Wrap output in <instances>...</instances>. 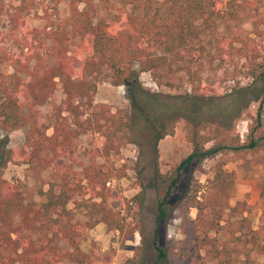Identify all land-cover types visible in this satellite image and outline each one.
<instances>
[{"label":"rangeland","instance_id":"374dc122","mask_svg":"<svg viewBox=\"0 0 264 264\" xmlns=\"http://www.w3.org/2000/svg\"><path fill=\"white\" fill-rule=\"evenodd\" d=\"M93 2L95 19L109 21L122 8L120 0ZM230 2L238 7L237 15L229 16L219 10L217 18L210 14L208 29L198 27V40L190 42L191 50L183 51L186 58L182 61L188 66L174 70V86L157 85L148 72H141L138 76L141 91L136 99L139 104L145 101L147 104L140 108L131 104L130 92L124 84L110 82L109 71L104 66L96 84L93 106L82 108L78 118L86 117L90 110L96 111L98 105L105 104L108 112L115 113L108 115L107 130L79 134L65 154L57 156L50 167L41 171L14 163H7L2 169V177L16 183L25 200L40 202L46 199L49 187L57 189L56 170L68 172L69 183H79L82 190L88 191L81 167L90 157L102 166H123L124 176L105 183L109 191L106 205L118 211L123 225L121 232L109 229L100 220L93 202L99 198H90L89 191L74 194L66 203L75 220L93 223L91 227L84 226L85 235L78 245L94 261L123 264L126 258L133 257L138 264H215L211 252L225 245L230 263L244 264L242 254L235 251V240L230 232L239 233L236 220L241 216L247 217L251 229H256L264 217L261 196L264 190V0ZM222 5V2L215 3L218 9H222ZM67 14V0H0V52L22 54V44L18 41L22 30L49 29ZM239 40L245 41L248 48ZM44 42L50 44L48 39ZM41 51L50 64L52 57L46 49ZM11 71L8 61L0 62V76L5 82ZM201 86L206 89L204 96L200 94ZM62 97L58 84L50 98L37 106L38 119L47 127L48 134L53 123L52 108ZM193 97H202L204 99L198 102H205L194 122L182 116V105L187 106L188 115H192L190 100ZM259 104L262 106L257 116ZM25 129V126L10 131L0 129V139L8 147H20ZM158 132L163 135L154 142ZM191 136L204 147L213 144L234 147L248 145L250 141L255 145L228 149L204 158L198 166L194 163L186 167L183 181L181 179L165 206L167 216L157 227V242L166 256L156 260L152 244L156 203L168 183L161 177L174 176L176 165L191 151ZM217 166L231 173L232 187L213 208L209 198L223 196L207 182ZM195 187L199 189L196 199L202 206L199 212L190 206ZM140 189L143 190L141 205L137 207L134 201H129L128 207L125 206L123 198L132 197ZM236 203H241L239 207L246 210L238 214L232 211ZM220 204L224 209L219 225L211 226L210 221L217 216L214 210ZM237 249L243 251L241 245ZM248 253L251 264H264V243L253 246Z\"/></svg>","mask_w":264,"mask_h":264},{"label":"trees","instance_id":"16d2710c","mask_svg":"<svg viewBox=\"0 0 264 264\" xmlns=\"http://www.w3.org/2000/svg\"><path fill=\"white\" fill-rule=\"evenodd\" d=\"M120 2L122 8L106 21L103 18L95 19L93 0H67L68 14L59 24L49 29L29 27L19 31L18 41L22 44V54L9 51L3 55L0 52V62L5 60L12 65L8 82L0 76V129L10 131L20 126L26 127L20 147H8L0 139V264H110L104 260L94 261L90 254L79 247L78 243L85 235L84 226L91 227L93 223L75 220L66 203L74 194L89 191L90 198H99V201L93 202L100 220L109 229L121 232L123 225L118 211L106 205L109 191L105 183L124 176L123 166H102L90 157L81 167L88 191L82 190L79 183H69L68 172L56 170L55 174L59 179L57 189L49 187L46 199L40 202L25 200L17 184L2 177V169L7 163H14L41 171L50 167L57 156L65 154L79 134L88 130L94 133L107 130L106 124L110 121L108 115L115 113L108 112L105 104L98 105L96 111L90 110L86 117L78 118L82 108L93 106L96 84L104 66L109 71L110 82L113 85L124 84L130 92L131 104L142 108L147 102H140L142 105L137 103L136 97L141 91L139 74L148 72L157 85L174 86V70L176 67L188 66L182 61L186 58L183 51L191 50L193 45L190 42L198 40V27L208 29L210 14L217 18L220 16L219 10L229 16H236L239 10L230 0ZM216 2H222V9L215 7ZM80 3L83 4L82 7H78ZM196 20H200L199 23ZM45 39L50 40L49 45H45ZM239 41L248 48L245 41ZM154 43L155 47L150 48ZM41 49H46L47 54L52 57L50 64L46 63V56ZM253 56L255 57L254 53ZM58 84L63 97L52 108L53 123L48 134L47 127L38 119L37 106L50 98ZM199 88L200 94L204 96L206 89L203 86ZM201 98L193 97L190 100V116L187 106L182 105V116L193 122L197 120L205 103L198 102ZM261 106L258 105L257 116ZM195 134L196 131L192 136ZM162 135V132L155 134L154 142ZM192 136L191 151L176 165L174 176L161 177L164 182L168 180V183L156 203V228L152 238L156 260L166 256L157 242V227L167 216L165 206L180 185L181 179L183 181L186 167L194 163L198 166L204 158L228 149L251 148L255 145L250 141L248 145L234 147L221 144L204 147ZM262 161L264 178V151ZM207 182L217 194L223 195L213 200L209 198L214 208L216 202L219 203L220 199L230 193L231 173L217 166L213 177ZM198 191V187L192 189L190 206H194L199 212L202 206L196 199ZM261 196L264 206V190L261 191ZM142 198L143 190L140 189L132 197L123 198V202L128 207V202L134 201L139 207ZM240 204L236 203L231 210L237 214L242 213L246 209L240 208ZM223 209L220 204L214 210L217 216L210 221L211 226L219 225ZM135 222L139 227L138 217ZM236 223L239 233L234 235L230 232L235 240V251L242 254L244 264H251L248 251L253 246L264 243V217L256 229L250 228L246 216L239 217ZM186 235L189 236L187 233ZM239 245L243 251L237 249ZM226 250L225 245H220V248L211 252L212 258L216 260L215 264H231ZM123 264H138V261L129 257Z\"/></svg>","mask_w":264,"mask_h":264}]
</instances>
